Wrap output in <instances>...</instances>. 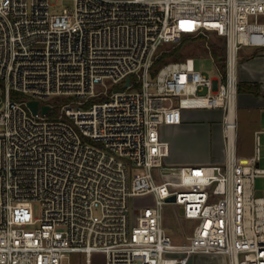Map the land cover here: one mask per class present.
Masks as SVG:
<instances>
[{"label":"built area","instance_id":"obj_1","mask_svg":"<svg viewBox=\"0 0 264 264\" xmlns=\"http://www.w3.org/2000/svg\"><path fill=\"white\" fill-rule=\"evenodd\" d=\"M185 36L223 41L217 76L193 57L153 70L161 46ZM244 47L264 49V0H74L62 11L0 0V264H70L71 253L85 264L94 253L105 264H188L194 254L264 264L258 134L253 162L237 158ZM184 109L223 110L225 162L167 161L161 129ZM168 204L195 222L181 243L164 228Z\"/></svg>","mask_w":264,"mask_h":264},{"label":"rangeland","instance_id":"obj_2","mask_svg":"<svg viewBox=\"0 0 264 264\" xmlns=\"http://www.w3.org/2000/svg\"><path fill=\"white\" fill-rule=\"evenodd\" d=\"M57 11H62L64 8H73L74 0H51ZM220 48L224 50L223 41L216 37L210 38L185 36L179 43L165 44L161 46L158 57V65H163L166 62L182 60L186 57H193L197 70L211 75H218V68L214 62L213 49ZM251 47H244L240 53L239 67L240 82L259 83L261 88L260 95H254L247 92L239 93L237 107V158L242 164H251L256 152V130L260 132L259 148L260 159L259 166L264 168V110L262 108H254L249 105L250 102H244L243 99H250L251 95L264 99V50H256ZM110 91L114 87L109 85ZM250 95V96H248ZM14 99L26 97L22 94L13 92ZM242 99V100H240ZM96 101L99 99L96 98ZM4 101V87L0 82V105ZM248 101V100H247ZM190 111L207 112L206 110L191 109ZM203 125L197 130H190L184 134L182 138L177 139L178 152L183 157H198L203 156L204 151V134L208 133ZM203 140V142H202ZM169 163L170 158L167 160ZM172 164V163H171ZM257 190L264 191V176H259L255 180ZM151 202V197L137 199V202ZM35 216L41 215V205L39 202L34 203ZM178 213H182V207L179 205L168 204L165 207L164 228L172 239L181 243L192 233V228L195 222L178 217ZM93 264H105L106 259L103 253H94ZM70 264H85L84 256L80 253H71L69 256ZM188 264H229L226 256L211 255V254H194L190 257Z\"/></svg>","mask_w":264,"mask_h":264},{"label":"crops","instance_id":"obj_3","mask_svg":"<svg viewBox=\"0 0 264 264\" xmlns=\"http://www.w3.org/2000/svg\"><path fill=\"white\" fill-rule=\"evenodd\" d=\"M264 50V49H262ZM256 51V50H255ZM263 82L264 81L260 80ZM250 96V95H248ZM242 100V99H240ZM248 100V101H247ZM244 102H250L247 106H252L254 108H262L264 110V99L260 97L252 96L250 99H243ZM191 109H184L182 114V120L178 124L165 125L161 129L163 138L169 140L171 144V155L170 162L177 165L186 164H220L226 160V146L223 134V115L222 109H197L206 110L207 112L201 111H190ZM203 125L207 129L204 144V155L198 157H183L177 148V139L182 138V136L190 130H197ZM261 130H256V135L260 137Z\"/></svg>","mask_w":264,"mask_h":264},{"label":"trees","instance_id":"obj_4","mask_svg":"<svg viewBox=\"0 0 264 264\" xmlns=\"http://www.w3.org/2000/svg\"><path fill=\"white\" fill-rule=\"evenodd\" d=\"M213 54L214 57L218 60H221L224 58V50L222 52V49L220 50V48H214L213 50ZM159 57L156 58L154 66H153V70L157 71L158 68L160 67V65H158L159 62ZM238 92L242 93V92H247V93H251L254 95H260L261 93V88H260V84L259 83H249V82H239L238 85Z\"/></svg>","mask_w":264,"mask_h":264},{"label":"water","instance_id":"obj_5","mask_svg":"<svg viewBox=\"0 0 264 264\" xmlns=\"http://www.w3.org/2000/svg\"><path fill=\"white\" fill-rule=\"evenodd\" d=\"M129 82H130V77H128L126 79V84H129ZM28 106L32 109V111L34 113H37V111L39 110V101H37V100H30L28 102ZM50 108H51L50 105L43 106L42 107L43 113H47L50 110ZM258 195H261V191H258ZM174 200H175V197H172V198L169 199V201H174Z\"/></svg>","mask_w":264,"mask_h":264}]
</instances>
